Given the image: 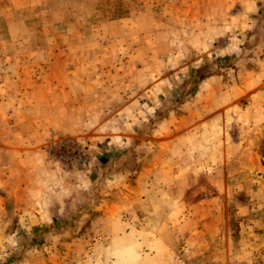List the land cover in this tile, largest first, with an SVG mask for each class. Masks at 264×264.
Here are the masks:
<instances>
[{
  "label": "rangeland",
  "instance_id": "1",
  "mask_svg": "<svg viewBox=\"0 0 264 264\" xmlns=\"http://www.w3.org/2000/svg\"><path fill=\"white\" fill-rule=\"evenodd\" d=\"M151 87L234 98L179 179L144 164L165 106L109 116ZM51 135L84 165L50 162ZM86 170L71 199L43 180ZM0 264H264V0H0Z\"/></svg>",
  "mask_w": 264,
  "mask_h": 264
},
{
  "label": "crops",
  "instance_id": "2",
  "mask_svg": "<svg viewBox=\"0 0 264 264\" xmlns=\"http://www.w3.org/2000/svg\"><path fill=\"white\" fill-rule=\"evenodd\" d=\"M184 42L185 43L181 46L180 52L183 50L190 51L189 47L191 40H185ZM176 52L177 51H175V53L172 52V58H175L174 54H176ZM170 56L171 54L169 53L166 63L172 64L174 61L170 59ZM165 64L162 68H164ZM210 82L212 83L213 80ZM157 86L169 88V79L164 76L162 81H160L159 84L157 83ZM157 89L158 87L155 89L151 87L150 90L134 94L133 97H131V101H129L125 106L123 105L116 109L109 116L112 117L116 114L123 115V113H129V109H131V117H138L139 119L141 116H147L148 113L156 112L157 110L162 111L164 110L162 107L165 106L166 118L162 120L159 125H156V128L151 130V134L149 135L150 140L146 139L147 135L144 136V141L149 142H144L143 148H151H148V146L155 147L154 157H152V155L150 159H146L144 157V164L147 174L150 173V175H152L159 172L162 173V177L164 179H179L181 178L179 177V174L184 173L186 168H189L187 172L192 169L193 166L189 167L188 165H193L195 163L196 159H192L193 156L198 158L195 155V151L191 152L192 148L196 146V143H198L199 146H203L206 142H211L213 139L212 137H215L216 134V126L218 125L217 123L219 120L217 118L218 113H221L220 118H225L227 112H230L229 110L231 108L228 107L232 104L234 98H230L228 97V94H226L227 97L223 100L227 101L225 104L221 103L223 97H220L217 93L199 92L194 94L192 97L193 100L203 101V103L198 107L188 109L184 107L171 108L169 107L170 103L177 106L174 101L180 99V97L184 94L179 92L177 93L173 90L163 92L159 89L157 91ZM138 126L139 125H135V123H131V138L134 137L137 132L140 133L142 131L138 128ZM125 137V133H120V131L115 129H109V131H106L105 134L101 133L97 135L96 138L102 139L104 145L107 146L109 144L114 145L113 143L117 140H119L120 143ZM206 146H209V148H206ZM216 146V143H213V149H215ZM223 146H225L224 142ZM200 149H202L200 151H202L203 154H207L205 155L206 158L203 161H198L199 163L201 162L210 165L212 161L210 158L213 159V162H216L218 156L216 154H208V150H212L210 145H205L203 148L200 147ZM204 150H207V152L205 153ZM181 164L184 165L181 166ZM87 173V170L74 172L69 178H67L66 181H62L59 178L47 173V177H43V180L50 181L49 184L51 187L53 186V193H55V196L58 197V201H60L62 198L71 199L73 196H77V193L80 192L77 190L85 188L86 185L90 183L91 178L88 177ZM179 187L180 186H177V188ZM167 193L170 196V192L168 190ZM174 193L176 194L175 197H182V194H184L179 191H175ZM61 204H63V202H61Z\"/></svg>",
  "mask_w": 264,
  "mask_h": 264
},
{
  "label": "built area",
  "instance_id": "3",
  "mask_svg": "<svg viewBox=\"0 0 264 264\" xmlns=\"http://www.w3.org/2000/svg\"><path fill=\"white\" fill-rule=\"evenodd\" d=\"M47 159L56 164L62 172L82 167L86 161L83 146L73 139L51 135L46 144Z\"/></svg>",
  "mask_w": 264,
  "mask_h": 264
}]
</instances>
